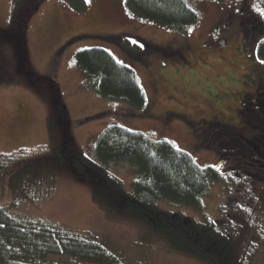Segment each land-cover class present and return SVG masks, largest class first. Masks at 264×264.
<instances>
[{
	"label": "rangeland",
	"instance_id": "obj_1",
	"mask_svg": "<svg viewBox=\"0 0 264 264\" xmlns=\"http://www.w3.org/2000/svg\"><path fill=\"white\" fill-rule=\"evenodd\" d=\"M185 1L199 20L191 31L181 34L139 22L126 11L124 0H91L83 16L62 0H45L25 23L22 43L13 26V0H0V163L6 158L15 162L8 164L0 179L1 208L12 203L8 181L20 163L50 158L68 139L74 149L97 161L96 141L114 125L153 141H171L200 167L222 172L223 180L212 186L203 212L165 201L158 203L161 211L198 224L228 218L237 226L246 221L262 197L264 168L258 173L232 159L235 151L223 144L229 141L227 136L220 134L214 140L213 134L208 137L204 127L195 124L217 121L242 129L244 101L250 98L257 106L264 100V65L259 63L264 0ZM228 20L234 24L219 38L225 39V46L211 42L213 29ZM93 48L105 50L135 72L147 97L145 109L102 99L93 90L75 61L79 52ZM24 64L27 74L22 72ZM51 84L57 86L58 94ZM257 90L263 95L257 96ZM166 113L171 115L168 119ZM259 117L257 123L262 126ZM257 135L264 139L260 130L246 137ZM108 172L121 181L125 195H131L135 179L131 167L121 164ZM54 190L47 201L21 206L13 215L95 238L127 264H206L170 252L145 227L108 218L93 202L92 184L78 179L70 168L58 170ZM259 237L252 236L254 245ZM263 252H256L255 264H264ZM46 264L71 263L67 258H53Z\"/></svg>",
	"mask_w": 264,
	"mask_h": 264
},
{
	"label": "trees",
	"instance_id": "obj_2",
	"mask_svg": "<svg viewBox=\"0 0 264 264\" xmlns=\"http://www.w3.org/2000/svg\"><path fill=\"white\" fill-rule=\"evenodd\" d=\"M44 1L13 0V26L22 43L25 23ZM62 1L78 16L87 13L85 0ZM124 5L139 22L171 32L186 34L199 20L185 0H124ZM140 44L145 46L141 40ZM259 54L264 59V43ZM75 61L102 99L125 103L139 111L146 108L147 97L135 72L110 53L98 48L87 49L79 52ZM22 72L27 74L26 64ZM51 85L57 93V86ZM258 104L254 105L250 98L244 101L242 129L217 121L195 125L204 127L208 137L213 134L214 140L220 134L227 136L229 141L224 140L223 144L235 151L232 159L259 173L264 168V139L258 135L246 137L255 130L264 132V125L257 123L260 115L264 124V100L260 99ZM61 109L64 118L66 114ZM185 123L192 128L191 123ZM94 152L97 161L74 149L68 139L62 149L52 151V157L24 161L11 173L8 187L12 203L0 207V264H46L53 258H67L71 264H127L95 238L69 232L50 222L26 221L13 215V210L21 206L40 204L51 198L58 170L62 168H70L78 179L92 184L93 202L108 218L145 227L149 236L174 254L206 264H255L256 252L264 251V235H260L264 234V188L243 224L234 226L228 218L224 222L216 219L198 224L184 216L161 211L158 203L165 201L203 212L204 200L212 186L223 180L217 168L200 167L190 154L179 150L171 141H153L142 133L114 125L99 135ZM220 159L227 163L221 154ZM14 163L11 158L1 161L0 179L7 173L8 164ZM121 164H128L135 175L131 195H125L121 181L108 172ZM244 170L248 172L247 168ZM252 236H260L256 245Z\"/></svg>",
	"mask_w": 264,
	"mask_h": 264
},
{
	"label": "flooded vegetation",
	"instance_id": "obj_3",
	"mask_svg": "<svg viewBox=\"0 0 264 264\" xmlns=\"http://www.w3.org/2000/svg\"><path fill=\"white\" fill-rule=\"evenodd\" d=\"M245 6H247V2H245L244 4ZM242 12V11H241ZM240 21L242 20V16L239 17ZM233 21L232 20H228L225 24H221L220 27H218V29H213V31L211 32V35H210V41L211 42H217V43H221L225 46V39L221 42L220 41V37H222V35L227 32L229 29H230V26L233 25ZM261 46V45H260ZM262 93L260 91H256V95L259 96L261 95ZM243 109V108H242ZM165 119H168L171 115L169 114H165ZM187 119V117H186ZM187 121V120H186ZM191 123V122H190ZM193 123V122H192ZM219 123V122H218ZM202 124H206V122H202L200 123V125ZM242 125V124H241ZM190 128V127H189Z\"/></svg>",
	"mask_w": 264,
	"mask_h": 264
},
{
	"label": "snow or ice",
	"instance_id": "obj_4",
	"mask_svg": "<svg viewBox=\"0 0 264 264\" xmlns=\"http://www.w3.org/2000/svg\"><path fill=\"white\" fill-rule=\"evenodd\" d=\"M86 3H91V0H85ZM191 31V30H190ZM131 43L137 44L138 42L135 40H132ZM139 47L143 48L144 46L142 44H139ZM260 64L264 65V59L259 61Z\"/></svg>",
	"mask_w": 264,
	"mask_h": 264
}]
</instances>
